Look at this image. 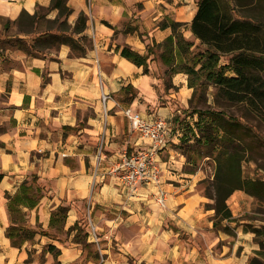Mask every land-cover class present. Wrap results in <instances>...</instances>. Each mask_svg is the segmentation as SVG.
<instances>
[{
  "label": "crops",
  "instance_id": "crops-1",
  "mask_svg": "<svg viewBox=\"0 0 264 264\" xmlns=\"http://www.w3.org/2000/svg\"><path fill=\"white\" fill-rule=\"evenodd\" d=\"M197 1L68 0L72 25L80 12L87 16L86 28L75 36L86 44L84 54H74L66 44L46 56L0 49V264H250L254 256L264 261V243L252 231L256 224L239 218L256 198L234 191L227 204L236 220L221 222L232 233L214 227L215 211L205 207L213 200L201 187L206 172L192 167L182 153L181 127L174 128L159 150L163 207L155 201L154 186H142L129 196L112 172L122 154L148 145L132 130L123 110L130 107L148 119L157 115L170 120L181 111L170 100L178 97L187 108L193 91L186 74L178 72L171 78L176 90L159 96L164 64L149 61L144 73L120 50L128 46L145 53L151 41L162 42L171 34L170 27L160 26L165 17L187 24L185 38L198 44L189 28ZM50 2L0 0V19L13 22L22 10L33 14ZM128 85L136 94L132 100L124 99ZM102 89L110 94L105 109ZM33 175L43 193L34 208L24 211L31 226L37 224L54 238L36 233L32 246L26 240L16 247L5 234L10 224L7 195L23 181L31 182ZM59 205L68 207L62 228L49 225ZM76 222L83 224L87 242L88 223L96 226L95 248L103 261L87 258V250L73 241L75 230L67 233ZM49 244L60 254L50 253ZM30 247L35 254L26 261Z\"/></svg>",
  "mask_w": 264,
  "mask_h": 264
},
{
  "label": "trees",
  "instance_id": "trees-1",
  "mask_svg": "<svg viewBox=\"0 0 264 264\" xmlns=\"http://www.w3.org/2000/svg\"><path fill=\"white\" fill-rule=\"evenodd\" d=\"M54 9L57 10V14L53 18H48V13ZM71 13L68 0H51L48 7L38 6L33 14L22 10L13 21L20 27L21 32L26 35L33 33L41 28L43 22L46 23V27L30 41L18 37L16 40L22 45L23 50L32 56H46L62 44L70 46L74 54L82 55L86 52L87 46L82 43L81 37L75 36L86 28L87 16L80 12L72 25L68 21ZM9 23V20L5 22L4 29L8 28ZM22 26L26 29L24 30ZM160 26L171 28V34L162 42L151 41L146 45L145 53L123 46L120 54L135 65L141 66L144 73L149 72V61H157L159 57L166 67L164 73L169 76L167 90L176 89L171 81L174 74L178 72L186 74L188 87L193 88V91L189 100L191 106L184 110L197 114L198 132L196 133L179 114H176L172 121L180 126H186L184 127L186 131L180 138V147L188 162L192 163L196 155L201 156L202 152L198 150L200 146L209 145L217 152L213 156L215 169L212 182L204 190L205 195L213 199V203L206 204L205 207L207 209L211 207L215 211L214 227L223 228L222 221L236 220L227 204L231 194L241 189L254 196L256 200L264 202V180L243 175L241 166L243 156L237 147L233 149V143L241 128L240 125L237 126V120L227 118L223 110L197 108L192 106V102L196 97L199 100L205 99L212 86L215 88L214 95L218 98L222 97L231 103L251 98L264 108V79L259 73L264 68V0H198L197 12L189 27L193 37L199 40L198 44L185 38L183 33L187 29V24L183 22L165 17ZM224 57H228V60H224ZM135 95L130 85L125 87V100H132ZM204 124L205 126H202ZM191 136L195 138L191 145L195 156L189 155L183 147V143L190 142ZM37 181V176L33 175L31 182L23 181L15 193L7 195L10 224L5 234L13 246L21 247L24 241L32 239L36 233L54 238V235L47 231H36L19 223L25 216L24 208H34L42 196L43 187ZM67 211L68 207L59 205L52 211L49 225L56 224L62 228ZM73 230H75L73 241L80 243L83 249L87 250V258L99 259L96 244L87 242L83 224L76 222L67 233ZM223 230L232 233L229 226H224ZM252 231L255 233L256 241L262 246L264 228L253 227ZM47 250L54 256L60 254L52 244L47 246ZM30 257L29 254L26 261H29ZM250 264H264V261L254 256Z\"/></svg>",
  "mask_w": 264,
  "mask_h": 264
},
{
  "label": "rangeland",
  "instance_id": "rangeland-1",
  "mask_svg": "<svg viewBox=\"0 0 264 264\" xmlns=\"http://www.w3.org/2000/svg\"><path fill=\"white\" fill-rule=\"evenodd\" d=\"M56 15V14H55ZM55 15H49L48 18H53ZM5 21L0 19V49L3 51L7 47H14L23 50L22 45L16 40V38H22L24 40L30 41L32 38L37 36L39 31H42L46 27V23L43 22L41 24V28L36 30L33 33H29L26 35L25 33L20 31V27L14 23L10 22L7 29H4ZM22 28L25 30L26 27L22 26ZM53 31L55 28L52 29ZM10 34H22L23 36H26L25 38L20 37L19 35H16L15 37H10ZM55 50V49H53ZM157 61H160L159 57L156 59ZM224 60H228V57H224ZM159 71V70H158ZM260 76L264 79V68L262 71L259 72ZM156 74V70H155ZM161 74V70H160ZM161 79L159 80L160 87L157 86L158 89V95L163 96L164 92L167 91L166 85L169 82V76L167 74L161 75ZM173 89V88H172ZM174 90V89H173ZM176 90V89H175ZM215 94V88L210 87L206 98H202L199 100L198 97L193 99L192 106H195L197 108L201 109H214L217 111H224V115L227 118H232L237 120V126L240 125L239 133L237 138L235 139V142L233 143V149L236 147L241 151V154L243 156L241 166L243 170V175L246 177H253L258 179L264 180V108H262L259 104H257L253 99L249 98L247 101L242 102H235L231 103L228 102L224 98H218ZM190 100V99H189ZM166 100L163 98L161 99V103L165 102ZM170 103L174 108H179L181 111L174 112V115L170 118H166L168 121L171 122L172 128H180L181 127V133H184V127H182L179 124H175L173 120V117L177 114L181 116V118L185 121H187L192 128H194V131L198 132V126L196 124V120L198 119L197 114H191L188 110L185 112L184 109H189L191 106L189 101L187 104V108H182L179 104V99L172 98L170 100ZM184 110V112H183ZM202 126H205L202 125ZM204 131V129H203ZM221 134V132H219ZM204 135V132H203ZM190 142L183 143V147L185 151L191 155L195 156V154L192 152V143L194 142V137H190ZM200 146V145H199ZM212 147L207 146H200L198 150L200 149V152H202L201 156L196 155L192 162V167H197L202 169L204 172H206V179H204V182H202L201 187L203 190H205V187L208 186L212 181L213 172L215 169L214 166V158L213 156L217 153L216 150L211 149ZM231 148V147H230ZM210 155V156H208ZM212 191V189H211ZM213 200V199H212ZM251 209L249 211L243 212L239 218L246 219L250 221L252 224L250 226H253V223L256 224V227L258 228H264V202H261L259 200H255L254 203H252ZM28 212H25V216L23 218V221H19L20 224H24L29 228H32L33 230L40 231L41 228L37 224L35 226H31L30 223H28ZM252 229V228H251ZM39 234V233H38ZM38 234H35L32 239L27 240V244L36 243V239L38 238ZM56 236V235H55ZM262 238V237H260ZM29 247V245H27ZM44 245L43 247H45ZM30 255L35 254V250L33 247H30ZM41 256V255H40Z\"/></svg>",
  "mask_w": 264,
  "mask_h": 264
},
{
  "label": "built area",
  "instance_id": "built-area-1",
  "mask_svg": "<svg viewBox=\"0 0 264 264\" xmlns=\"http://www.w3.org/2000/svg\"><path fill=\"white\" fill-rule=\"evenodd\" d=\"M110 94L101 91L100 100L104 109ZM123 114L129 120L132 130L137 132L142 139L148 141L145 149L135 153L121 155V160L113 168L112 172L118 178L120 183L126 188L129 196H135L142 186H154L156 188L155 201L160 206L165 205L166 192L163 190L160 181L162 168H160L159 150L169 142V136L173 131L172 124L165 117L145 118L141 113L127 107ZM159 156V161H158ZM87 234L91 242L97 246L99 236L96 226L89 222L87 225ZM101 261L104 257L100 254Z\"/></svg>",
  "mask_w": 264,
  "mask_h": 264
}]
</instances>
